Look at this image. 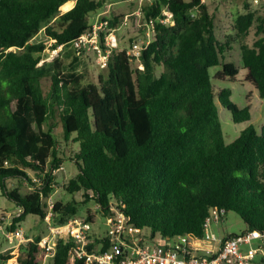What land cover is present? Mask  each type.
<instances>
[{
  "label": "trees",
  "instance_id": "1",
  "mask_svg": "<svg viewBox=\"0 0 264 264\" xmlns=\"http://www.w3.org/2000/svg\"><path fill=\"white\" fill-rule=\"evenodd\" d=\"M68 3L72 8L61 13ZM109 3L0 0V189L21 211L6 230L13 232L28 216L44 222L57 185L54 173L69 160L78 173L62 186L71 199L52 203L54 226L79 217V208L93 202L103 218L112 206L122 212L150 241L201 237L214 208L223 209V217L235 213L246 225L241 234L264 233V123L259 130L248 125L225 143L218 106L235 124L248 123L251 115L248 106L231 101L230 88L214 90L211 68L221 67L217 81H233L239 70L221 62L231 38L218 41L205 2L143 3L152 40L138 58L114 48L97 84L78 87V77L62 74L59 58L38 66L46 44L31 40L39 32L52 50L74 49L73 42L92 27L89 17ZM130 3L132 13L137 5ZM164 11L171 13V25L161 22ZM124 16L110 13L108 26L117 28ZM253 26L256 39L249 46L245 39ZM232 30L244 79L263 101L264 114V15L240 14ZM51 118L60 125L62 141L44 129ZM11 178L26 182L30 191L8 188ZM79 194L82 202L75 200ZM85 217L93 224L88 211ZM44 235L20 247L17 264L42 263ZM91 237L89 248H107L105 234ZM71 247L58 241L49 263L86 264L70 257ZM11 258L0 253V264Z\"/></svg>",
  "mask_w": 264,
  "mask_h": 264
},
{
  "label": "built area",
  "instance_id": "2",
  "mask_svg": "<svg viewBox=\"0 0 264 264\" xmlns=\"http://www.w3.org/2000/svg\"><path fill=\"white\" fill-rule=\"evenodd\" d=\"M127 1L135 2L137 8L132 13L126 14L117 28L108 26V13L112 5L109 3L95 14V24L73 42V48L88 50L92 44L99 46V56L104 68L112 50L118 47L119 29L128 26L133 20L138 29H141V37L137 42H133L127 54L138 58L154 36L152 20H143L141 11L142 4L150 3L152 0ZM162 16V23L172 24L171 13L164 11ZM52 206V202H48L49 211L44 217L47 231L39 241L42 249L41 264L53 258L58 241L72 243L70 257L84 260L86 264H254L256 257L264 248V233L251 231L240 235L219 237L209 230L211 225L223 220L225 214L223 209L214 208L210 211L204 221L205 230L201 237L179 236L174 239L150 241L145 239L137 228L128 224L123 213L112 206L111 214L104 218L108 225L105 233L107 248H104V243H99L91 249L89 246L94 244L91 237L92 223L86 220V217H73L63 225L54 226L50 223ZM19 212L21 211L16 212V217L19 216ZM11 221L12 218L9 224ZM0 235L10 244L15 242L17 247L31 241L30 238L25 237L20 227L9 232L1 223ZM254 240L260 241L262 247L253 248Z\"/></svg>",
  "mask_w": 264,
  "mask_h": 264
},
{
  "label": "rangeland",
  "instance_id": "3",
  "mask_svg": "<svg viewBox=\"0 0 264 264\" xmlns=\"http://www.w3.org/2000/svg\"><path fill=\"white\" fill-rule=\"evenodd\" d=\"M123 1L124 0H109L110 4L113 5L110 7V11L108 14L112 13L118 16H124L130 13L132 4L128 1ZM204 2L210 14L212 15L215 34L218 41L224 43L225 41H228V38H231L229 40V49L226 50L222 55L221 62H231L239 70V74L233 81H217L215 79V74L218 70H220L221 67L218 66L215 68H211L210 75L212 78L214 90L215 92H219L222 88H230L232 92L231 101L240 108L248 106L251 115V119L248 123L235 124L231 120L230 113L227 110L223 109L221 106H218L219 119L225 143H231L248 125L253 126L256 130H259L260 126L264 123L262 103L254 87L244 79L245 72L241 69L240 64V48L238 44L239 41L236 37H234V33L232 30L233 20L240 14H244L247 11H250L253 12L256 16H263L264 0H256V3H254V0H204ZM72 6L73 3H70V7L68 9H65V7H63L61 9V13L70 10ZM89 21L92 25H94L96 22V17L91 15L89 17ZM132 21L133 20H131V23L128 26L121 27L118 31L117 48L120 50H128L133 42H137L141 37V34L138 33V27ZM255 39V26H253L245 39V43L251 46ZM129 40H131L132 42H130ZM31 42H42L46 44V48L40 54V61L38 66L42 64L52 63L54 59L59 58L61 65L60 70L62 74H71L78 77L80 79L78 87H83L90 83L97 84L99 75H103L106 73V70H104L103 63L101 62V58L99 56V46L92 44L88 50H76L72 48L64 50L61 47L57 48L56 50H52L50 48V42L44 36L43 31L39 32L38 35L31 40ZM43 91L44 93H47L49 91L48 79H44L43 81ZM58 124L59 123H57L55 118H51L49 119L48 123L45 124L44 129H51L58 137V139L62 141V135H60L61 129L60 125ZM77 173V167L69 160H65L61 169L54 173L57 185L54 187L55 190L50 196L48 202H66L67 200L71 199V196L66 194L62 186L66 185L68 180L70 178H73ZM6 184L8 188H19L22 193L29 192L31 188L26 182L24 184L18 183L17 178H11L7 180ZM75 200L77 202H82L83 198L81 197V194L75 196ZM79 209V217H85L87 211L91 215L93 220V233H95L96 235H104L106 233L108 229L106 220L101 217L98 209H96V206L93 202H89L88 204L81 206ZM16 212L17 209L14 202L3 196L0 189L1 224L4 227L8 226L11 218L16 214ZM20 228L24 232L25 237L30 239H32L34 235L40 233L46 234L47 231L46 223L35 216H28L26 220L20 225ZM209 230L214 232L219 237H223L224 235H240L246 230V225L235 213L229 212L225 217H223V220L221 222L211 225ZM4 239L5 238L0 235V253L10 255L12 257L10 260H14L17 264V258L21 256L22 253L20 251V247L26 244H21L20 247H17L15 242L13 244H10ZM10 260H8L6 264H8ZM45 264L50 263L49 261H45Z\"/></svg>",
  "mask_w": 264,
  "mask_h": 264
},
{
  "label": "crops",
  "instance_id": "4",
  "mask_svg": "<svg viewBox=\"0 0 264 264\" xmlns=\"http://www.w3.org/2000/svg\"><path fill=\"white\" fill-rule=\"evenodd\" d=\"M260 101H261V103L263 104V101L260 99ZM225 236V235H224ZM223 236V237H224ZM252 246H253V248H260V247H262V243L260 242V241H258V240H254L253 242H252ZM254 264H264V248H263V250H262V253H260L257 257H256V259H255V262H254Z\"/></svg>",
  "mask_w": 264,
  "mask_h": 264
},
{
  "label": "bare ground",
  "instance_id": "5",
  "mask_svg": "<svg viewBox=\"0 0 264 264\" xmlns=\"http://www.w3.org/2000/svg\"><path fill=\"white\" fill-rule=\"evenodd\" d=\"M63 7H65V9H68V8L70 7V3H68V4L64 5V6H62L61 9H62ZM9 264H16V263H15L14 260H11V261L9 262Z\"/></svg>",
  "mask_w": 264,
  "mask_h": 264
}]
</instances>
